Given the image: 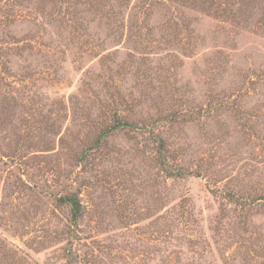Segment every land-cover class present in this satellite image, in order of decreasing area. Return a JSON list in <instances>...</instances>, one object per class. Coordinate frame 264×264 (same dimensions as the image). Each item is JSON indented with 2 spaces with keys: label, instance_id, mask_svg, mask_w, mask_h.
Wrapping results in <instances>:
<instances>
[{
  "label": "rangeland",
  "instance_id": "obj_1",
  "mask_svg": "<svg viewBox=\"0 0 264 264\" xmlns=\"http://www.w3.org/2000/svg\"><path fill=\"white\" fill-rule=\"evenodd\" d=\"M0 264H264V0H0Z\"/></svg>",
  "mask_w": 264,
  "mask_h": 264
},
{
  "label": "trees",
  "instance_id": "obj_2",
  "mask_svg": "<svg viewBox=\"0 0 264 264\" xmlns=\"http://www.w3.org/2000/svg\"><path fill=\"white\" fill-rule=\"evenodd\" d=\"M160 143H162L161 140H159ZM161 146V145H160ZM180 173H178L179 175ZM65 201L71 206L72 215L74 218H77V215L80 211V204L75 195L67 196L65 198Z\"/></svg>",
  "mask_w": 264,
  "mask_h": 264
}]
</instances>
